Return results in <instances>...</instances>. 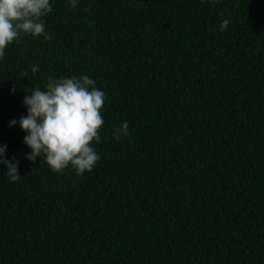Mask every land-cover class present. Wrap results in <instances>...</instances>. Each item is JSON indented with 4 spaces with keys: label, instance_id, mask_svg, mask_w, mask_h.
I'll return each mask as SVG.
<instances>
[{
    "label": "trees",
    "instance_id": "trees-1",
    "mask_svg": "<svg viewBox=\"0 0 264 264\" xmlns=\"http://www.w3.org/2000/svg\"><path fill=\"white\" fill-rule=\"evenodd\" d=\"M50 2L51 38L0 59L21 176L0 164V264H264V0ZM82 75L106 96L100 160L54 173L25 158L23 99Z\"/></svg>",
    "mask_w": 264,
    "mask_h": 264
},
{
    "label": "clouds",
    "instance_id": "clouds-1",
    "mask_svg": "<svg viewBox=\"0 0 264 264\" xmlns=\"http://www.w3.org/2000/svg\"><path fill=\"white\" fill-rule=\"evenodd\" d=\"M216 2V0H211ZM76 7L78 0H69ZM52 12L50 0H0V59L6 48L17 42L21 36L40 37L49 40L45 32L43 17ZM230 20L224 19L221 31L227 29ZM31 71H39L33 66ZM27 72L24 73L26 77ZM25 96L23 104L27 115L18 123L24 145L30 149L26 159L35 162L43 156L49 169L54 173H63L71 167L76 175L91 172L100 160L93 143L100 142V130L104 125L102 115L105 93L95 86L88 75L77 77L47 78L44 89L36 87ZM10 121V126L16 124ZM129 124L123 122L113 129L115 139L127 136ZM6 145H0V164L6 165L10 181L20 179L18 161L5 159Z\"/></svg>",
    "mask_w": 264,
    "mask_h": 264
}]
</instances>
